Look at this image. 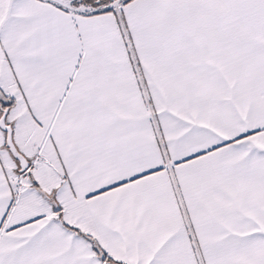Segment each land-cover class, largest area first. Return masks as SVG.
Listing matches in <instances>:
<instances>
[{
    "label": "snow or ice",
    "instance_id": "1",
    "mask_svg": "<svg viewBox=\"0 0 264 264\" xmlns=\"http://www.w3.org/2000/svg\"><path fill=\"white\" fill-rule=\"evenodd\" d=\"M0 264H264V0H0Z\"/></svg>",
    "mask_w": 264,
    "mask_h": 264
}]
</instances>
